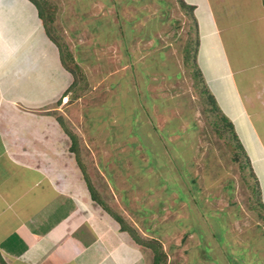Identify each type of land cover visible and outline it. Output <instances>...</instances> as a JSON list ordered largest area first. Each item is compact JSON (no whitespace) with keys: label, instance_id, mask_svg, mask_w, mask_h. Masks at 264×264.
<instances>
[{"label":"rangeland","instance_id":"374dc122","mask_svg":"<svg viewBox=\"0 0 264 264\" xmlns=\"http://www.w3.org/2000/svg\"><path fill=\"white\" fill-rule=\"evenodd\" d=\"M4 1L0 45L3 39L9 56L0 69L15 66L0 71L2 82L35 110L25 111L28 116L58 115L74 132L78 151L68 147L71 141L62 131L57 133V141L63 138L57 146L72 161L76 177L87 172L104 202L92 198L89 188L90 203L109 214L118 227L116 215L122 217L144 240L134 242L120 227L128 245L142 249L149 264L155 254L150 241L159 245L162 264H264V210L250 206L256 204L258 183L264 201V184L259 169L254 168L253 176L245 155L236 154L231 132L224 136L217 132L201 83L183 62L184 46L195 47L194 36L196 31L201 34V27L199 21L192 23L181 1L47 0L55 6L53 30L83 72L64 95L70 76L37 8L30 0ZM9 4L18 5L13 9ZM228 22L224 17V38ZM262 22L259 17L257 26ZM249 44L261 51L264 32ZM235 54L234 46L227 47L226 56L234 66ZM213 55L225 57L218 51ZM203 58L208 66L199 64L203 75L240 138L238 116L225 109V99L241 100L233 108L241 105L246 111L264 112V74L259 73V81L245 77L263 71L264 60L256 55L258 70L240 74L247 81L233 82L219 68L220 62L216 68L210 66L209 53ZM15 70L24 71V78ZM223 83L231 93L220 88ZM28 116L25 124L32 126ZM57 123L51 121L50 129H58ZM74 175L70 180L77 181Z\"/></svg>","mask_w":264,"mask_h":264},{"label":"crops","instance_id":"0c3cea01","mask_svg":"<svg viewBox=\"0 0 264 264\" xmlns=\"http://www.w3.org/2000/svg\"><path fill=\"white\" fill-rule=\"evenodd\" d=\"M186 1L195 5L194 13L201 27L199 64L208 68L203 57L209 53L210 66L216 68L220 62L219 68L223 67L233 82L253 81L255 78L259 81V73L264 74L262 68L252 76L245 73L250 69L258 70L256 55L260 54V59L264 60V48L260 51L249 44L255 36L263 37L264 22L262 26L257 25L259 17L264 19V1ZM4 2L0 0L1 7ZM9 5L16 9L18 4ZM224 17L229 21L225 31L230 29L226 38L221 34ZM253 30L256 33L250 32ZM5 37L8 38L7 34ZM225 40L228 44H225ZM1 42L0 66L9 56L3 39ZM208 43L211 46H207ZM230 46L236 49L235 66L233 59L228 61L226 56L227 47ZM246 47L249 49H244ZM216 51L225 57L217 59L213 55ZM239 63L243 65L242 68L238 66ZM14 66L9 67L7 64L0 71L9 72L11 68L14 70ZM62 68L68 71L63 65ZM19 72L15 70L18 75ZM21 73L24 78V71ZM67 74L70 76L69 86L73 76L69 71ZM240 74H244L247 79H242ZM2 77L6 78V74ZM2 81L0 77V264H149V258L142 249L128 245L129 239L122 234L121 224L118 227L116 220L90 203L85 175H74L72 161L64 154V148L57 146L63 140L58 138L57 141V133L61 131V135L67 138L65 140L72 143L58 120L59 116L47 112H42L45 116L40 118V114L36 113L41 112H33L28 116L25 111L35 110L27 104V100L23 102L24 97L10 93L8 83ZM228 86V83H223L220 88L231 93L232 89ZM231 101L225 99V109L229 112L232 109L237 114L241 141L252 157L253 167L259 169L264 184V134L261 132L264 112L246 111L241 105L238 110L232 106L241 104V100ZM27 116L32 126L25 124ZM53 120L58 122L56 130L50 129ZM38 127L40 131L36 132ZM68 147L71 149V144ZM72 175L77 181L70 180Z\"/></svg>","mask_w":264,"mask_h":264},{"label":"trees","instance_id":"16d2710c","mask_svg":"<svg viewBox=\"0 0 264 264\" xmlns=\"http://www.w3.org/2000/svg\"><path fill=\"white\" fill-rule=\"evenodd\" d=\"M35 7L37 8L38 15L42 19L44 29L48 35V37L56 44L58 47L59 51V59L61 61V64L63 65L64 68H66L73 76V81L70 83V85L63 91V95L67 94L72 88L75 87V85L79 82V80L83 76V72L81 69V66L77 64V62L74 59V54L71 51V49L68 48L67 44L61 40L60 35H58L54 30H53V24H54V14H55V6L51 3L48 2L47 0H30ZM182 3V6L185 7V11L188 14L190 20L192 21L193 24H197V19L194 13L195 10V5L193 4H188L184 0H180ZM264 1V0H263ZM194 39L196 41L195 47L192 49L191 47L184 46L183 50V62L186 64V68L188 71L193 73V77H197V83L201 86L202 90V98L205 104H207V109L212 112L214 116V121L213 124L217 129V132L221 135L224 136L226 131H230L231 138L235 139V146L237 147L236 154L239 155L240 153H243L247 159V164L251 170V173L253 176L256 177V172L254 170L253 164L251 162V159L249 157V154L245 150V147L243 143L241 142L235 127L233 121L222 111L220 105L218 104V100L216 99V96L212 92L209 83L207 82L205 76L203 75V71L201 70V67L199 65V60H198V52H199V47H200V34L196 31V36H194ZM205 93V94H204ZM58 120L61 122L62 126L65 128L67 131L68 135L70 136L72 143H71V149L74 151H78L77 148V137L74 134L73 131L70 132V129L66 127V124L63 119L58 117ZM223 123V125H221ZM222 126V127H220ZM236 155L237 159L238 156ZM84 172V171H83ZM88 185L91 191L92 198H94L96 201H101L104 203L100 198L99 194L97 193L96 189L93 187L91 184V180L89 179V176L87 175V172H84ZM259 180V179H258ZM256 183H258L256 181ZM259 184V183H258ZM257 184L258 187V197L256 199V204L250 205L251 208L258 210L259 212L264 210V201L262 197L260 196L261 192V187ZM263 208V209H262ZM108 209V208H107ZM112 213V212H111ZM116 215V214H115ZM117 221H120L119 223L121 224V229L128 231L132 239L136 241L137 243H142L144 244V240L140 237L137 232L129 227L127 223L123 220L122 217H119L116 215ZM151 240L157 242V239L152 238ZM149 244V242H148ZM150 247L154 249V258H153V264H162L163 262V255L160 252L159 245L154 244L153 242L150 241Z\"/></svg>","mask_w":264,"mask_h":264},{"label":"clouds","instance_id":"9594fccd","mask_svg":"<svg viewBox=\"0 0 264 264\" xmlns=\"http://www.w3.org/2000/svg\"><path fill=\"white\" fill-rule=\"evenodd\" d=\"M187 2V1H186ZM188 3V2H187ZM188 4H191V3H188ZM195 11V10H194ZM196 16V15H195ZM197 22H198V20H197ZM200 42H201V34H200Z\"/></svg>","mask_w":264,"mask_h":264},{"label":"bare ground","instance_id":"6f19581e","mask_svg":"<svg viewBox=\"0 0 264 264\" xmlns=\"http://www.w3.org/2000/svg\"><path fill=\"white\" fill-rule=\"evenodd\" d=\"M251 115V114H250ZM96 242V241H95Z\"/></svg>","mask_w":264,"mask_h":264}]
</instances>
